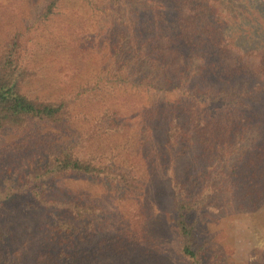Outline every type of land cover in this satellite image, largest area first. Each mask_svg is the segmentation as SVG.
<instances>
[{
  "label": "trees",
  "instance_id": "1",
  "mask_svg": "<svg viewBox=\"0 0 264 264\" xmlns=\"http://www.w3.org/2000/svg\"><path fill=\"white\" fill-rule=\"evenodd\" d=\"M75 1L43 0L0 43V154L13 161L0 173V264L78 263L117 242L141 249L153 223L141 195L164 168L181 255L218 264L201 223L264 203V0H241L244 15L227 0H159L123 26L126 42L112 23L95 43L88 29L65 31L71 15L50 27ZM90 46L101 53L92 81L36 89L45 61L66 47L85 59ZM127 133L120 147L107 140Z\"/></svg>",
  "mask_w": 264,
  "mask_h": 264
},
{
  "label": "rangeland",
  "instance_id": "2",
  "mask_svg": "<svg viewBox=\"0 0 264 264\" xmlns=\"http://www.w3.org/2000/svg\"><path fill=\"white\" fill-rule=\"evenodd\" d=\"M96 1V4H88L86 0H77L73 6L62 7L51 20V29L59 31V24L64 16L71 15L70 26L68 23L64 29L66 32L67 29L73 31V38L76 33L85 28L94 36L91 41L95 43L100 37L106 38L108 27L113 23L121 28L115 34L119 36L124 34L126 40L123 41L126 42L130 32L123 26H131V22L135 19V12L160 4L159 0H102L101 5L99 4L100 0ZM227 1H229L231 11L235 10L236 13V10H240L241 14H246L247 7L244 1ZM42 2L43 0H21L20 2L18 0H0V43L9 37L16 26L24 28ZM90 47L94 54L89 53L85 59H81L79 56L81 52L76 50L73 51L75 58H71L70 55L73 52H69L66 47L61 55H57L59 58L56 59V56H53L45 61L44 68L39 71L38 79L36 77V80L33 81L36 89H57L55 91H58L71 86L75 88L78 81L82 83L92 81L99 69L101 53H97L98 48ZM70 64H74L76 67L72 71L68 70ZM116 92L120 95H127L122 89H116ZM9 137L10 135H7L4 140L9 141ZM121 138L128 139V142L131 141L129 133L119 139L110 137L107 140L115 139L112 146L120 147ZM114 149L116 147H113ZM8 165H13V161H9L7 155L0 154V173L2 167ZM169 184L164 168L160 171L159 180L152 184L146 192V196L141 195V200L146 208L145 214L147 217L151 214L150 221L151 223L153 221L152 227H148L147 231L148 243L142 244L141 249L131 242H117L116 245L112 243L114 245L109 246L108 244L107 249L103 248L104 250H101L92 259L86 258L78 263L66 264H188L179 250L180 238L172 228L171 219L174 216V211L171 194L173 189ZM95 186L98 187L94 192L96 195L104 190L97 184ZM104 196L106 199L108 198L105 194ZM113 201L116 205L118 204L115 199ZM17 202H22V200ZM129 206L133 209L139 208L138 205L133 204V201ZM131 208L123 206V211L128 213ZM20 219L26 222L24 217L20 216ZM209 233L213 239V263H216V259H218V264H264V203L254 212L212 214L209 219H205L201 223L198 229L200 240L209 237ZM150 244L151 248H149Z\"/></svg>",
  "mask_w": 264,
  "mask_h": 264
}]
</instances>
